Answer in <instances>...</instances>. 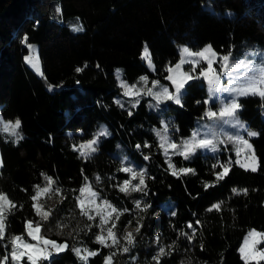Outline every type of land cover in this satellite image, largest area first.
I'll use <instances>...</instances> for the list:
<instances>
[{"label":"trees","instance_id":"obj_1","mask_svg":"<svg viewBox=\"0 0 264 264\" xmlns=\"http://www.w3.org/2000/svg\"><path fill=\"white\" fill-rule=\"evenodd\" d=\"M57 5L60 15L55 12ZM74 25H82L84 30L73 31ZM25 34L28 43L37 46L42 75L24 61L28 48L21 40ZM181 42L192 49L210 43L219 55L231 52L232 57L246 56L251 49L264 52V0H0V116L19 118L23 136L19 143H13V137L0 132V192L17 205L7 217V237L26 236L24 221L40 219L30 197L35 193L34 185H45L41 176L45 173L56 181L54 187L61 189V195L53 191L50 198L40 200L45 209L54 210L50 219L42 222V234L69 245L68 250L53 256L52 264H82L71 251L81 243L90 250H100L88 264H103V257L112 249L93 243L98 228L87 232L84 227L99 220L80 217L74 202L86 176L103 198L118 209L130 210L120 220L136 224L137 217H145L144 237L129 253L118 255L115 264H154L144 241L146 235L153 234L167 245L176 241V250L162 257L161 264L189 259L192 264H244L239 252L243 236L250 227L264 230V108L260 98L241 97L239 113L248 129L260 133L248 138L258 170L245 171L234 163L223 180L205 190L204 183L216 179L212 164L236 161L233 145L219 144L216 153L198 151L190 160L171 155L176 168L195 169V174L178 179L166 171V157L152 131L160 128L164 119L174 125L175 140L189 135L195 119L204 111V106L196 103L206 99L203 81H190L183 107L167 102L161 110H154L149 105L155 101L145 95L129 116L128 98L121 95L116 79L118 68L129 84L146 75L148 86L152 80L169 85L164 69L178 59ZM145 44L156 71L149 70L140 59ZM78 67L83 69L79 73ZM49 84L57 87L50 92ZM116 99L125 107L114 103ZM101 126L111 135L101 138L99 150L90 159L80 158L72 145L91 139ZM216 130L231 135L237 131L221 124ZM145 141L152 147L137 150L135 146ZM144 155H150V160L145 161ZM124 156L126 163L137 170L147 168L154 178L146 180L147 196L139 192L126 196L113 187L128 178L127 173L117 171ZM96 175L102 177L99 184ZM236 185L247 189V195L233 194ZM141 198L152 207L137 215L133 201ZM220 201L221 211H206ZM172 211L175 216L170 215ZM196 220L201 223L197 225ZM58 221L68 225L62 232ZM189 222L197 230L191 244L179 236L180 231L191 234ZM75 228L84 231L73 239ZM4 243L7 240L0 243V256L5 254ZM7 250L11 251L10 244ZM134 250H143L144 256L133 262Z\"/></svg>","mask_w":264,"mask_h":264},{"label":"snow or ice","instance_id":"obj_2","mask_svg":"<svg viewBox=\"0 0 264 264\" xmlns=\"http://www.w3.org/2000/svg\"><path fill=\"white\" fill-rule=\"evenodd\" d=\"M55 12L57 15L61 14L59 5L56 6ZM38 23L37 21V24ZM72 30L82 32L84 29L82 25H74L72 26ZM21 43L29 49V54L24 57L25 63L38 74L42 75L39 67V57L34 54L36 51L35 46L28 43V36L26 34L22 38ZM178 51L180 59L174 65H166L164 69V71L168 73L165 77V79L169 81V85L167 86L160 84L159 80H152L151 87H149V80L146 75L140 76L136 83L129 84L121 78L120 70H116L118 86L122 90L121 95L127 97L128 103L130 104L128 115H133L131 109L136 108L140 103V99L145 95L150 96L152 100L155 101L154 104L149 105V107L154 110H161V106L166 105L167 102H172L175 105L183 107V99L190 81L202 80V86H207V99L196 101L198 105L204 106V111L200 119L212 122L213 124L233 127L237 130L236 134H217V132L212 129L211 124H205L201 125V127L209 128V133L202 136L199 128L194 129L190 137L182 139L178 144L171 136V130L174 127L172 122L161 119L160 128H153L152 131L159 141L158 149L161 150L166 157L165 163L168 164V169H166V171L170 170V174L178 179L183 175L195 174V169L192 168H176L175 164L171 161V155H180L183 156L184 160H190L198 151L205 150L216 153L220 150L218 147L219 144L231 143L237 157L236 161L229 159L227 162H221L217 160L216 163L212 164L213 175L216 179L212 183L205 182V190L215 186V183L223 180L229 174L234 163L238 164L245 171L256 172L259 167V162L255 156V150L249 142V139H246L240 132L243 130L248 138L257 137L260 133L249 130L246 123L240 119L239 113L243 107L240 103V98L249 96L259 97L262 101L261 107L264 108V59L261 60L260 64H255L252 61H236L232 63L231 52L221 56L212 49L211 45H207L199 51H193L188 46H181ZM253 55H260L264 58V53H253ZM140 59L147 63L149 70L156 71L147 44H145L140 53ZM202 63H206L207 67H201L200 65ZM185 64H190L192 66L190 72L183 70V65ZM214 64H219V71L213 67ZM97 67H99V65H97ZM197 68H199L198 72ZM241 69L244 71L241 72ZM82 70V68L78 67L76 72L79 73ZM234 73L238 74L234 75ZM222 76L228 78L227 84L221 83ZM77 83L79 82L77 81ZM55 87L57 86L49 84L48 91H53ZM221 94H227L226 98ZM213 101L217 105L215 108H213L210 103ZM114 103L121 108L125 107L120 99L114 100ZM20 128L21 120L19 118L15 119V121H4L0 119V132L7 133L10 137H13V143H19V141L23 139L19 131ZM109 135H111V133L107 128L101 126L100 129L92 135L91 139L82 141L78 145L73 144L72 150L77 152L80 158L88 160L99 150L101 138ZM221 135L224 136V139H220ZM135 147L137 150H141L142 147L150 149L152 145L145 141L143 145L137 144ZM242 153L243 162H241L240 159ZM150 158V155L143 156L145 161L150 160ZM126 161V156L120 158L117 171L127 173L128 178L124 179L121 183L113 185V187L126 196L133 192H139L142 196H147L148 184L146 180L154 178L148 175L147 168H140L137 170L130 162L126 163ZM0 167H3L2 160H0ZM216 169H219V171H216ZM41 176L44 178L45 185L43 187L34 185L35 193L30 197L32 209L35 215L39 216L40 219L24 221L26 236L31 241H34V243L26 240L24 235L6 236L7 217L12 213L13 209L17 208V205L11 201L5 193L0 192V243L7 240V243L3 245L5 254L0 256V264H23L25 260L27 264H43L45 261L48 262V264H52L53 256L59 255L69 248L67 242L58 243L42 234V222L48 221L54 210L45 209L44 205L40 203V200L46 196L50 198V194L53 193V191L56 195H61V189L59 187H54L56 181L51 176L45 173H41ZM113 178L114 177H109V179ZM95 180L96 183L99 184L102 182V177L96 175ZM133 181L138 182L133 183ZM73 191L76 192L77 190ZM232 192L235 195H240L241 193L247 195L248 190L233 188ZM78 193V195L74 196V202L75 207L79 210V216L86 218L87 221L99 219V223L95 225L88 223L84 226L87 232H91L93 227L99 229L98 232L94 233L93 243L99 244L101 248L112 249L109 251L108 255L103 257V264H115V258L118 255L123 256L135 247L136 237L141 233V229L144 227L143 220L145 217L143 215L139 216V220H137L135 226V234L127 232L123 237H120L116 231L118 222L121 216L128 213L130 210L128 208L118 209L111 201L103 198L100 193L94 189L86 176L84 177V183L78 189ZM133 204L137 215L140 213H147L152 207V205L143 200V198L135 199ZM222 204L223 201L214 203L206 209V211L211 212L215 210L219 212L221 211ZM19 207L22 208L23 205ZM155 215H159V213H155ZM170 215L175 216V211H172ZM200 223L199 220H196L197 225ZM131 224L132 221L130 220L126 227ZM67 226L68 225L59 221L57 222V228H59L61 232L63 228ZM187 227L192 230L191 234L180 231L179 236L184 237L189 244H191L197 230L193 227L191 222L187 224ZM73 231L76 235L72 238L76 239L84 229L75 228ZM87 232H85V234H87ZM69 234L72 235L71 233ZM121 239L124 241L123 244H121ZM155 241L158 245V249L151 259L154 264H161L162 257L170 255L176 250V241L166 246L160 244L159 236L155 238ZM262 243H264V232H257L255 229L248 232L244 238V242L239 248L240 256L244 264H251L253 261L255 264H260L261 261H264V248L258 247ZM8 244L11 245L10 252L7 250ZM71 251L82 261V264H88L90 257L100 255L99 249L90 250L82 243L79 247H72ZM131 260L134 262L136 257H131ZM180 264H192V261L189 259L187 261H181Z\"/></svg>","mask_w":264,"mask_h":264},{"label":"rangeland","instance_id":"obj_3","mask_svg":"<svg viewBox=\"0 0 264 264\" xmlns=\"http://www.w3.org/2000/svg\"><path fill=\"white\" fill-rule=\"evenodd\" d=\"M29 44H32V45H34L35 46V55H38V51H37V46L34 44V43H31V42H29ZM207 45H210V43H205V44H203L201 47H199V48H197V49H192V48H190L187 44H185V43H183V42H181V43H179L178 44V49L181 47V46H188L191 50H193V51H199V50H201V49H203L205 46H207ZM145 46V45H144ZM143 46V47H144ZM143 47H142V49H143ZM212 47V46H211ZM212 49H213V47H212ZM214 50V49H213ZM142 51V50H141ZM215 51V50H214ZM216 52V51H215ZM258 51L256 50V49H251L250 51H249V54H247L246 56H236V57H232L231 56V62L232 63H235L236 61H252L253 63H255V64H260L261 63V58H257L256 57V55H253V53H257ZM217 53V52H216ZM262 53H264V52H262ZM29 54V49H28V52L27 53H25L24 54V57L26 56V55H28ZM222 56V55H221ZM38 57H39V55H38ZM180 59V54H179V57H178V59L175 61V62H173L172 63V65H174L178 60ZM147 64V63H146ZM201 67H207V64L206 63H202L201 65H200ZM39 67H40V71H41V63H40V59H39ZM191 65L190 64H185V65H183V70L184 71H191ZM213 67L214 68H216L217 69V71H219V68H220V66H219V64H214L213 65ZM118 69V68H117ZM116 69V70H117ZM199 71V68H197V72ZM241 72H243L244 70L243 69H241L240 70ZM175 74V73H174ZM236 74H238V73H234V75H236ZM167 75H168V73H167ZM166 75V76H167ZM142 76V75H141ZM123 79V78H122ZM221 83L222 84H227L228 83V78L227 77H221ZM162 85H168V84H166V83H164V84H162ZM149 87H151V84L149 85ZM207 87V86H206ZM223 97H225L226 98V96H227V94H221ZM206 99H207V94H206ZM214 102V101H213ZM211 103V102H210ZM215 103V102H214ZM212 104V103H211ZM212 106H213V108H215L217 105H216V103H215V105L214 104H212ZM0 119H2V120H4V121H15V120H10V119H4V118H2L1 116H0ZM243 121V120H242ZM205 124H211V127H212V129H214L216 132H217V134H219L218 133V131L216 130L217 129V125H219V124H213L212 122H207L206 120H201L200 119V117H197L196 119H195V123H194V125L191 127V132H190V134L189 135H187L186 137H181L180 139H178V140H175L174 139V131L173 130H171V136H172V138L174 139V141L176 142V143H180V141L182 140V139H185V138H188V137H190L191 136V134H192V132H193V130L194 129H197V128H199L200 129V132H201V135L203 136L204 134H206V133H209L210 132V129L209 128H205V127H201V125H205ZM231 128H233V127H231ZM250 130V129H249ZM242 135H244L245 136V138L246 139H248V137H247V135H246V133H242ZM89 140V139H88ZM87 141V140H86ZM80 144V143H79ZM240 159H241V162H243V153L241 154V157H240ZM233 188H237L238 190L239 189H242L243 187L242 186H239V185H236V186H234ZM232 188V189H233ZM233 193V192H232ZM52 201H50V203H51ZM136 218V217H135ZM99 220V219H98ZM137 220H139V217H137ZM126 225H128V222H126V221H124V219L123 220H120L119 222H118V226H117V229H116V231H117V234H118V236H120V237H123V235L125 234V233H127V232H132V233H134L135 234V226H136V224H131L130 226H127L126 227ZM253 229H255L257 232H264V230H260V229H257V228H255V227H250V228H248V230H247V232L245 233V235L243 236V238H242V242L240 243V246H241V244L244 242V238H245V236L248 234V232L250 231V230H253ZM143 232H144V229H141V233L136 237V243H139L140 241L139 240H141V238L142 237H144V234H143ZM45 237H47V238H49V239H52V240H55V241H57L58 243H65V241H58V240H56V239H54V238H51V237H49V236H46V235H44ZM24 237H25V239L26 240H28L29 242H31V243H34V241H31L27 236H25L24 235ZM157 237V235H152V236H150V237H148L147 235H146V237H145V239H144V241H145V245L146 246H148V250L150 251L149 252V256L148 257H150V258H152V256L153 255H155V253H156V251H157V249H158V245H157V243H156V241H155V238ZM121 242H123V239H121ZM160 244L161 245H167L161 238H160ZM240 246H239V248H240ZM74 247H79V245H75ZM259 248H264V243H262V244H260L259 246H258ZM134 252V256L136 257V258H138V257H143L144 255H141V253L143 252V250H134L133 251ZM260 264H264V261H261L260 262Z\"/></svg>","mask_w":264,"mask_h":264}]
</instances>
